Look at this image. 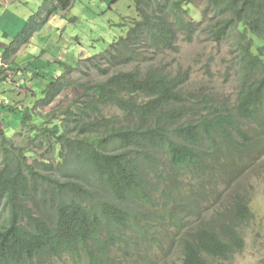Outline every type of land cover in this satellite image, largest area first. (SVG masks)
I'll list each match as a JSON object with an SVG mask.
<instances>
[{
	"label": "trees",
	"instance_id": "1",
	"mask_svg": "<svg viewBox=\"0 0 264 264\" xmlns=\"http://www.w3.org/2000/svg\"><path fill=\"white\" fill-rule=\"evenodd\" d=\"M74 2L43 0L42 22ZM200 9L198 21L191 11ZM135 10L122 36L82 60L100 80L77 83L69 75L78 65L62 59L47 65L64 67L62 76L33 72L49 80L44 91L16 101L19 92L8 89L13 103L0 114L22 123L15 138L0 131V264H113L116 251L164 241L177 248L179 264H216L244 251L246 198L234 195L209 218L181 178L207 180L264 152V0H136ZM33 22L2 51L0 82L7 73L26 79L35 66L11 61L34 36ZM201 32L232 48L230 99L188 88L189 70L164 57L179 53L180 35L192 43ZM69 88L78 97L52 107Z\"/></svg>",
	"mask_w": 264,
	"mask_h": 264
},
{
	"label": "rangeland",
	"instance_id": "2",
	"mask_svg": "<svg viewBox=\"0 0 264 264\" xmlns=\"http://www.w3.org/2000/svg\"><path fill=\"white\" fill-rule=\"evenodd\" d=\"M41 1L43 2V0ZM135 1L75 0L72 9L61 11L58 16L52 17L48 23L44 24L42 22L44 14L38 13L39 0H18V2L26 4L20 8L17 15V26L12 22L5 24L7 28L13 27L10 37H15L21 32L28 20L30 25L33 20L36 22H33L32 25L35 28V33L32 39H29L28 44L21 46L11 61H14L17 66L32 62L35 63V66L28 72L26 79L17 78V76L7 73L8 70L5 71L10 82H0V105L13 103L7 97L11 96L8 89H15L17 93L19 92L15 98L16 101L29 95L30 90L35 89L41 92L47 89L50 85L49 80L34 75L33 72L37 73L38 70H42L49 63L53 64L57 60L66 59L78 65L69 75L77 83L100 80L101 77L97 75V72L86 68V64L82 60L104 52L115 38L126 32L125 24L136 14ZM10 12L13 11L10 10ZM6 13H8L6 7H0V15L5 17ZM191 14L198 21L201 19V9L193 10ZM5 19H0L1 25ZM70 19L76 20L70 22ZM0 32H2L1 28ZM2 42L10 45L6 41ZM178 45L179 53L167 52L164 57L173 59L176 69L189 70L188 88L195 90L206 86L210 88L209 90L219 93L223 98L234 97L236 77L232 65V48L229 43H214L206 38L204 32H201L195 36L192 43L186 42L184 35H180ZM5 49L2 47L3 52ZM52 68L54 69L47 67L43 72L48 73L56 70V77L62 76L65 72V68L58 65H53ZM78 95V91L69 88L56 99L52 107L56 105L66 107ZM21 123L22 119L18 115L0 114V131L3 130L8 138L17 136L16 134L21 129ZM243 162L246 164L235 171L232 169L228 173L223 167H219L214 177L206 176L207 180L212 181L211 183L201 178L203 175H189L187 172L181 178L185 188L190 192L189 194H194L198 199V214L210 218L219 211L220 207L224 208L229 205L236 194L245 197L249 203L251 216L246 223H241L246 243L244 251L236 254L229 261L218 259L216 264H264V152L256 154L251 160L244 159ZM207 165L210 166L209 163ZM211 165L214 168L218 166L215 161L211 162ZM199 183H206V189L197 190L196 187ZM161 230L163 232L171 231L172 227L166 226ZM143 248L144 246H141L134 251L126 249L122 253L116 251L113 255V264H179L180 256L179 252H176L177 248H171L166 241L160 246L154 243L144 252H142ZM49 264H86V262L83 263L81 260L73 263L69 259L53 258Z\"/></svg>",
	"mask_w": 264,
	"mask_h": 264
},
{
	"label": "crops",
	"instance_id": "3",
	"mask_svg": "<svg viewBox=\"0 0 264 264\" xmlns=\"http://www.w3.org/2000/svg\"><path fill=\"white\" fill-rule=\"evenodd\" d=\"M43 2L41 0H39V6L40 4H42ZM26 3H21L18 2V0H0V7L3 8L6 7V9L8 10V13H6L7 15L5 17H2L0 15V19H5L3 25L0 24V28L2 29V32H0V60H1V54H2V47L7 48L8 44L3 43L2 41H6L7 43H11L14 37H10V35L13 33L12 32V28H7L6 27V22H12L13 25H16V22L18 20V13L20 12V8L23 7ZM10 10H12L13 12H15L13 14V12H10ZM11 24V23H9ZM0 66H2V63H0ZM7 67V66H5ZM9 81V80H8ZM6 82V81H5ZM10 82V81H9Z\"/></svg>",
	"mask_w": 264,
	"mask_h": 264
}]
</instances>
